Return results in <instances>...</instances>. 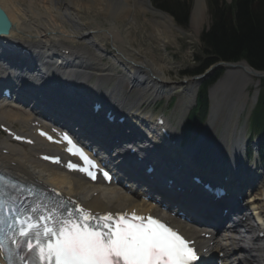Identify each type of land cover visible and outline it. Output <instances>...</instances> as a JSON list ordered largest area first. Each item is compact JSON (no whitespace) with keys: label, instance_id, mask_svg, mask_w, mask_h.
I'll return each instance as SVG.
<instances>
[{"label":"bare ground","instance_id":"6f19581e","mask_svg":"<svg viewBox=\"0 0 264 264\" xmlns=\"http://www.w3.org/2000/svg\"><path fill=\"white\" fill-rule=\"evenodd\" d=\"M56 4H60V0H0V6L6 11L12 23L15 25V29L10 33L9 38L20 43L24 42L25 46L29 47L35 53L48 75L61 77V73H64L65 76L63 77H67L75 82L82 81L87 84V87L92 86L96 92L102 95V98L108 101L110 100V106H116L119 109L130 108L131 113L140 111L145 105L155 103L171 95L172 87L166 80L164 68L158 67L155 62L148 59V57L136 54V50H133L129 46L126 42V37L123 36L122 31L115 24H111L110 28L107 30H102L98 25H94L95 28L88 29L87 27L89 25L87 23L81 24L76 22V19L81 21L78 16L81 11L87 7L91 8L97 6L106 17L112 20L135 19L138 13H151L157 16L154 18L155 22L152 24L154 31L159 32L160 36L168 39L169 33L172 32V27L174 26V21L170 15L152 8L149 0H68L67 7L63 9L57 7ZM71 6H74V9H72ZM206 15V0H196V6L191 20V27L195 29L196 33L201 32L206 24ZM73 18L75 19V27H72ZM79 24L81 26H78ZM66 26H70V29ZM25 31L29 32L31 36H22ZM34 32H36V34H34ZM95 35H99V38L103 41L108 40L112 42L113 48L117 51L114 58L122 62L125 71L119 70L116 64L103 67L99 70L100 64L98 62L96 63L98 57L96 55H91L86 49L74 45L77 40L88 41L90 37L93 38ZM89 45L92 44L89 43ZM63 51H69V54L65 55ZM7 64L11 67L10 62H7ZM4 68L6 67L4 66ZM223 69L225 71L224 75L211 89L212 111L210 115L211 121H209L211 123L210 125L208 124L210 130L211 125L218 117V111L221 110V107L228 110L226 130L223 133L224 136H222V140L219 141L221 146L212 156L210 155L212 150L208 154L205 151L203 152L202 141L205 137V134H203L197 145L189 149V152L194 157H192V164L207 167L213 170L215 174L222 169L228 170L231 166L243 163L245 153V148L242 143L243 133L241 132L240 138L235 140L234 131L235 126H237V120H233L232 118L234 116L239 118L247 112L249 107L248 90L251 86L259 88L264 78V75L252 71L245 63L236 65L224 64ZM93 78H95V83L92 81ZM109 78H112L110 80L112 82L116 80V83L110 90L104 91L103 88H101L102 81ZM0 79L15 81V76L14 73L0 67ZM124 82L130 84L132 89L139 90V94L135 99L121 100L123 96L121 95V89L123 87L122 83ZM20 84L21 82L19 85ZM69 84L70 82H67L64 86H69ZM185 85L189 87L187 92L188 97L191 98V104L185 107L183 115L192 107L200 86L199 81L195 79L189 80ZM45 89L49 91V87H45ZM24 94L28 95V92L24 91ZM21 98H23L22 101L28 102L24 95H22ZM226 100L234 103L228 104L226 107ZM80 101H82V98ZM10 105L13 104L0 103V122L12 126L16 124L22 133L27 132V135H33L32 126L34 124V119H37L26 112L13 110V108H10ZM28 105L31 106L29 102ZM51 106L62 121L67 120L72 122L75 118L77 120L84 119V117L81 116L82 114L74 113V111L68 109L64 110L61 105L59 106L57 103H53ZM47 107L48 106L43 103H39L38 106V108L41 109ZM183 115L181 117L182 121L184 119ZM84 120H86V118ZM87 120L89 123L88 129L93 130V132L98 135V138H94L89 134L88 129L86 132L82 130L83 134L81 137L94 146L108 148L109 146L103 141L102 134L95 126H100V131L103 132L106 140L110 139L111 135L115 133L118 134V132L112 127H104L99 121L92 120L91 118ZM153 121H155V119ZM173 134L175 139L179 141L177 144L179 147L180 140L178 132L174 130ZM1 146L4 150L8 151L7 155H3L2 151L0 152V164L5 171L13 174H20L47 187L58 188L62 190L65 195L72 196L78 201L83 202L89 209L94 210V212L137 210L139 214H146L154 209L157 213L161 214L163 218L171 223L178 224V220L172 218L168 213H160L158 212L159 208L153 207L152 205L149 206L147 203L140 200V193L135 189L126 191L123 187L115 185L108 188H103L101 184L90 185L78 177L66 175L57 170V168L42 164L36 158L38 154L33 150L28 152L6 141H3ZM38 146H40V144H37L34 148ZM152 151L158 156L165 157L170 162L171 166L174 165L175 161L172 157H168L167 155L163 156L157 150ZM200 152L203 153L200 154ZM180 153L183 154L184 152ZM132 165L133 163H130V166ZM140 179L146 181L143 177H140ZM151 186V191H156L158 189L157 183H151ZM162 196L167 202L171 200L170 196L167 194H163ZM191 197L194 198L195 196L188 195L187 197L180 198L177 201V205L181 206V208L193 211L199 206L196 204L201 202V207L199 206V209L201 208L202 216L205 219L211 220L216 216L215 210H217L218 207L202 199H197V197L194 199H191ZM254 197L256 201L255 204L260 208V213L264 216V182L262 179L259 181ZM163 203L167 204L164 201ZM182 226L187 227V233L193 238L198 237L199 232H201L191 225ZM211 229L215 230L214 227ZM214 240H217V244L215 245V249H211L213 254L224 252L223 249H220V246H223L226 250L236 249L238 255H240L235 259L236 261L240 259L241 261H246L248 264H264L263 254H261V261L257 263L245 255L246 253L241 246L240 248L238 246H231L230 249H227L228 245H224L223 243V245H221L217 237L216 239L214 238ZM227 254L230 255V252H227Z\"/></svg>","mask_w":264,"mask_h":264},{"label":"snow or ice","instance_id":"6c2138e0","mask_svg":"<svg viewBox=\"0 0 264 264\" xmlns=\"http://www.w3.org/2000/svg\"><path fill=\"white\" fill-rule=\"evenodd\" d=\"M64 139L70 145L68 151L78 154L88 168L97 166L71 139L67 136ZM3 209L4 202L0 201V211ZM39 220L15 217L8 224L9 239L17 248L23 246L32 253L33 264H191L197 259L195 250L183 236L151 216H138L134 212L94 215L77 207L66 216L49 213ZM3 223L0 219V224ZM17 236L20 239H15ZM11 259L9 253V264ZM17 259L23 261L24 256L18 255Z\"/></svg>","mask_w":264,"mask_h":264},{"label":"rangeland","instance_id":"374dc122","mask_svg":"<svg viewBox=\"0 0 264 264\" xmlns=\"http://www.w3.org/2000/svg\"><path fill=\"white\" fill-rule=\"evenodd\" d=\"M188 1L190 2V6L192 8L190 13V19L186 26H181L175 21L173 16H171L169 13L165 11L158 9L156 5H154L152 1L149 0L152 8L162 13L170 15L174 21V26L172 27V32L169 33L170 37L168 36V39H165L164 37L160 36L159 32L154 31L152 24L155 22L154 18H156L157 16L151 13H146V14L138 13L135 16V19L127 18V19L112 20L111 18L106 17L105 14L101 12L96 6L91 8L87 7L83 9V11H81L80 15L78 16L79 20L81 21H78V19H76V22H79L81 24L87 23L89 25L87 27L88 29L95 28L94 25H98L100 29L107 30L110 28L111 24H115L122 31L123 36L126 37L125 39L126 42L129 44V46L133 50H136V54H140V56H146L148 57V59L153 60L158 67L164 68L166 73V80L172 87V94H171L172 96L170 98L167 97V99L165 100L158 102L156 101L155 103L145 105L143 107V111L152 113L154 116L164 114L167 118H169L172 121L174 127L178 129V131L182 130V126L186 120V117L189 111L191 110L190 109L188 113L183 115L185 107L191 104L190 103L191 98L188 97V92H187V89L189 87H187L184 84V82H188L189 80L192 79V77L188 76L187 74H189L190 71H192L195 67L199 66L198 58L199 57L203 58V51H202L203 46L200 38L203 31H205L211 25L209 0H206L207 22L204 25L202 31L196 33L195 29L191 27V20L196 6V0H188ZM232 1L233 0H226L228 4H231ZM67 3L68 0H60V4H56V6L59 7L60 9H63L67 7ZM71 7L72 9H74V6ZM74 20L75 19L73 18L72 27H75ZM78 26L81 25L79 24ZM66 27L70 29V26H66ZM34 34H36V32H34ZM22 36L27 37V36H31V34L25 31L23 32ZM95 36H93V38L90 37L88 41L77 40L75 41L74 45L76 47H82L86 49L91 55H96L98 57L96 63L98 62L100 64L99 70H101L103 67H109L111 65H114L116 63L114 57L117 51H115L116 49L113 48L114 46L112 42L108 40L103 41L102 39L99 38V35H95ZM89 43L92 45H89ZM224 73L225 71H223V75ZM111 79L112 78L105 79L104 81H102L101 88H103L104 91L110 90L112 86H114V84L116 83V80L112 82L110 81ZM92 81L93 83L96 82L95 79ZM200 84L201 83H199V85ZM122 86L123 87L121 89L122 90L121 95H123L124 97L122 96L121 100L122 99L133 100L138 96L139 90L132 89L130 84H128L127 82L122 83ZM213 86L210 87V89H212ZM210 89H209V97L211 99ZM255 89L257 90L258 88L251 86L248 90L249 107L247 112L245 113V116L242 115L237 119V126L235 127V131H234L235 140H238L240 138L241 132L247 126V119L249 113L254 108V106H252V97L255 93ZM194 103L192 107L194 106ZM210 103H212V99ZM226 103L227 104L225 106L227 107L228 104H233L234 102H230L229 100H226ZM220 109L221 110L218 111V117L211 125L210 130H209V125L211 122L207 121L205 125L202 126L201 129L195 134L193 140L191 141L189 140V142L185 141V145L187 147L194 148L197 145L201 136L205 134V137L202 141L203 144L202 151L203 152L205 151L208 154L212 150V153L210 155L212 156L213 154H215L217 149H219L220 147L219 141L222 140V136H224L223 133L226 130V120L228 117V110H225L224 107H221ZM182 115L184 116L183 121L181 120ZM232 119L236 120V117L234 116ZM249 137L250 135L247 134V139H249ZM255 139L258 141L257 138ZM0 142H2L1 136H0ZM254 148L256 149L257 146H255ZM202 153L200 152V154ZM255 162L260 168L259 175L264 176L263 166L259 162V158L257 156L255 161L254 160L252 161V163Z\"/></svg>","mask_w":264,"mask_h":264},{"label":"trees","instance_id":"16d2710c","mask_svg":"<svg viewBox=\"0 0 264 264\" xmlns=\"http://www.w3.org/2000/svg\"><path fill=\"white\" fill-rule=\"evenodd\" d=\"M160 10L169 13L175 21L186 26L191 6L188 0H152ZM211 25L203 32V58L190 75H200L218 62L246 61L253 69L264 71V0H209ZM218 71L200 86L197 106L190 113L187 129L203 124L209 113V89L222 75ZM250 132L261 138L260 156L264 164V81L258 105L250 121ZM189 134V133H188Z\"/></svg>","mask_w":264,"mask_h":264},{"label":"water","instance_id":"95a60500","mask_svg":"<svg viewBox=\"0 0 264 264\" xmlns=\"http://www.w3.org/2000/svg\"><path fill=\"white\" fill-rule=\"evenodd\" d=\"M14 29H15V26L12 24V22L10 21V19L6 15L5 11L0 7V36H8V35H10L11 31ZM224 64H231V63H224V62L218 63V64L214 65L213 67H211L205 74H203L202 76L197 77L195 79L199 82H202V81L210 78ZM251 69H252V71L256 72L257 74L264 75L263 71H256L253 68H251Z\"/></svg>","mask_w":264,"mask_h":264}]
</instances>
